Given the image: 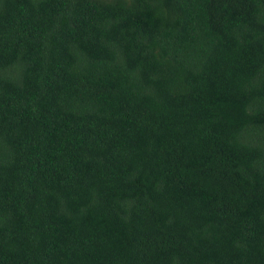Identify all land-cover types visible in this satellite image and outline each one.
I'll return each mask as SVG.
<instances>
[{
	"label": "trees",
	"instance_id": "trees-1",
	"mask_svg": "<svg viewBox=\"0 0 264 264\" xmlns=\"http://www.w3.org/2000/svg\"><path fill=\"white\" fill-rule=\"evenodd\" d=\"M0 264H264V0H0Z\"/></svg>",
	"mask_w": 264,
	"mask_h": 264
}]
</instances>
